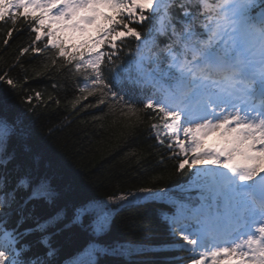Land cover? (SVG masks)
<instances>
[{"label":"snow or ice","instance_id":"obj_1","mask_svg":"<svg viewBox=\"0 0 264 264\" xmlns=\"http://www.w3.org/2000/svg\"><path fill=\"white\" fill-rule=\"evenodd\" d=\"M174 7L184 18L175 17L179 29L172 22ZM145 12L155 24L142 40L130 24H142ZM18 16L31 20L32 52L50 50L52 65L72 68L83 78L79 91L98 96L100 104L119 102L137 120L150 113L157 121L150 125L155 139L167 142L176 171L191 170L185 190L198 189L199 204L175 202L176 211L164 214L173 236L183 241L173 247L188 253L190 264H264V0H0V21L10 17L15 23ZM169 29L170 42L152 52L149 44L155 46L156 35L168 36ZM129 37L141 43L122 63L120 45ZM0 81L15 87L6 73ZM125 81L140 89L138 97L126 99ZM7 111L8 99L0 96V264H48L42 256H27L31 248L21 241L46 232L65 210L19 230L32 218L30 204L55 198L46 177L18 168L9 175L15 154L8 143L24 138L26 130ZM209 136L214 140L206 144ZM129 197L174 202L166 189L151 187L119 198ZM85 219L95 237L110 228V213L101 205L77 206L70 223ZM38 242L47 256L53 254L46 235ZM87 251L93 259L84 264H97L98 255L130 254L123 246L95 242Z\"/></svg>","mask_w":264,"mask_h":264},{"label":"trees","instance_id":"obj_2","mask_svg":"<svg viewBox=\"0 0 264 264\" xmlns=\"http://www.w3.org/2000/svg\"><path fill=\"white\" fill-rule=\"evenodd\" d=\"M193 10L199 11V6ZM171 13L172 22L179 29L175 17L184 19L180 9L174 7ZM144 14L148 19L130 26L141 32L142 40H147L155 20L150 12ZM30 23V18L22 16L15 23L10 17L0 21V75L6 73L15 82V87H10L0 81V96L8 99L9 119L18 117V123L26 130L24 138L13 137L8 143V152L15 154V160L9 164V175L14 176V169L18 168L46 177L55 199L51 204H30L32 218L19 230L42 223L60 209L65 211L63 218L46 232L30 233L21 241L31 248L26 255L42 256L48 264H66L95 242L108 248L130 249L128 255H98L97 264H190L189 254L173 247L182 241L178 235L173 236L164 219L165 213L171 215L176 211V203L119 197L151 187L166 189L168 198L174 202L197 204L193 189L185 190L191 170L186 167L176 171L167 143L160 144L155 139L150 125L157 121L149 119L150 113H140L137 120L126 115L119 102L106 100L100 104L98 96L79 91L84 86L83 78L72 68L61 66L60 61L52 65L50 50L32 52L35 33L30 30ZM197 29L200 30L199 24ZM170 36V29L168 36L157 34L155 46L149 44V48L152 52L159 51L170 42ZM140 43L134 37L125 38L120 45L122 63L132 58L129 53L135 52ZM37 46L43 48L39 42ZM23 48L29 51L22 53ZM143 51L147 54L148 48ZM123 87L128 93L126 99L140 95V89L127 81ZM103 201L112 209L110 228L104 235L95 237L87 219L82 224L70 223L77 206ZM14 224L15 218L8 227ZM45 235L51 256L46 255L48 249L38 242ZM84 262L85 259L74 264Z\"/></svg>","mask_w":264,"mask_h":264},{"label":"rangeland","instance_id":"obj_3","mask_svg":"<svg viewBox=\"0 0 264 264\" xmlns=\"http://www.w3.org/2000/svg\"><path fill=\"white\" fill-rule=\"evenodd\" d=\"M206 140L208 141V144H210V143L212 142V140H214V138L211 137V136H209V137H207ZM97 205H101V206H103V207L105 208V210L108 211V212H110V210L112 211V209H110L109 206L107 205V203H105L104 201L101 202V203H98ZM111 207H112V206H111ZM112 208H113V207H112ZM87 254H88V252H87ZM125 255H128V254H125Z\"/></svg>","mask_w":264,"mask_h":264},{"label":"bare ground","instance_id":"obj_4","mask_svg":"<svg viewBox=\"0 0 264 264\" xmlns=\"http://www.w3.org/2000/svg\"><path fill=\"white\" fill-rule=\"evenodd\" d=\"M182 192H183V190H182ZM171 200H172V199H171ZM171 208H172V207H171ZM171 208H170V210H172Z\"/></svg>","mask_w":264,"mask_h":264}]
</instances>
